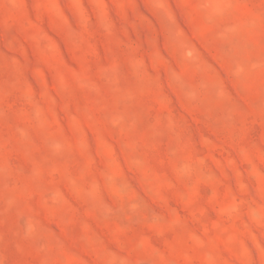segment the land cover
I'll return each instance as SVG.
<instances>
[{"label": "rangeland", "instance_id": "rangeland-1", "mask_svg": "<svg viewBox=\"0 0 264 264\" xmlns=\"http://www.w3.org/2000/svg\"><path fill=\"white\" fill-rule=\"evenodd\" d=\"M0 264H264V0H0Z\"/></svg>", "mask_w": 264, "mask_h": 264}]
</instances>
